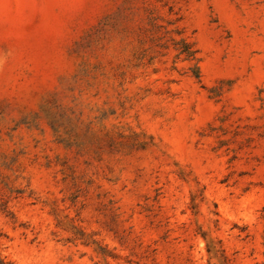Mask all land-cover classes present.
Listing matches in <instances>:
<instances>
[{"label":"rangeland","instance_id":"obj_1","mask_svg":"<svg viewBox=\"0 0 264 264\" xmlns=\"http://www.w3.org/2000/svg\"><path fill=\"white\" fill-rule=\"evenodd\" d=\"M0 264H264V0H0Z\"/></svg>","mask_w":264,"mask_h":264}]
</instances>
